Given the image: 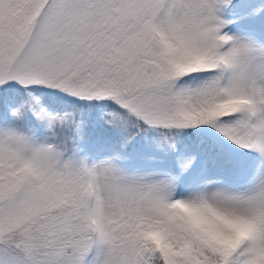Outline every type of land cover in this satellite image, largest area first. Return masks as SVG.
Masks as SVG:
<instances>
[{
	"label": "rangeland",
	"instance_id": "1",
	"mask_svg": "<svg viewBox=\"0 0 264 264\" xmlns=\"http://www.w3.org/2000/svg\"><path fill=\"white\" fill-rule=\"evenodd\" d=\"M2 1L5 8L9 0ZM252 6L237 0H49L32 30L30 23L11 24L15 12H8L0 20V84L23 87L34 108L26 119L0 116V235L62 193L80 191L76 202L87 225L76 223L79 240L71 252L41 263L151 264L161 256L181 264L172 262L166 229L183 225L235 256L236 264H264V9ZM154 9L161 48L191 74L173 86L162 73L144 70L143 84L155 91L132 102L141 121L123 130L136 140L106 136V101L95 112V130L83 124L77 130L55 101H41L43 89L74 97L96 89L105 97L117 80L110 67L116 70L121 57L135 53L138 17ZM208 67L217 74L204 80L198 72ZM209 94L238 128L236 147L225 146L216 132L204 155L176 158L155 126L202 117ZM10 105L13 113L17 102ZM93 134L102 137L78 158L74 144H88ZM13 176L24 183L11 197L18 184ZM4 263L20 264L0 252Z\"/></svg>",
	"mask_w": 264,
	"mask_h": 264
},
{
	"label": "trees",
	"instance_id": "2",
	"mask_svg": "<svg viewBox=\"0 0 264 264\" xmlns=\"http://www.w3.org/2000/svg\"><path fill=\"white\" fill-rule=\"evenodd\" d=\"M237 1H242V4L247 6L253 5L252 7L256 11L264 9L263 1ZM48 2L49 0H9L5 3L6 7L4 8L3 1L0 0V12H2V7L4 8V12L0 13V20L14 11L15 15L10 18L11 24L18 26L28 24L29 26L30 23L32 30L37 23L36 14ZM156 14L157 9H154L145 14L141 13L138 17L141 27H137L132 36V51L135 53L121 57V62L116 70L115 67H110V69L113 68V72L115 71L117 80L113 86L106 89L105 97L97 96L96 89L87 95L78 97L71 95L69 90H58L55 93L53 90L43 89L40 93L41 101H55V104L59 105L58 107L71 116L70 119L76 124V129L83 124L87 130H95V126L100 123L94 115L99 110L101 102L106 101L108 108L104 125L108 127L106 132L110 130L106 136L122 142L136 140L137 136L124 135L123 130L128 125L136 126L141 121L132 112V102L155 91L154 85L143 84L144 70L152 71L154 76L162 73L171 80L173 86L178 79L191 74L182 68L176 56L166 54L161 48L152 30ZM136 71H138L137 74H135ZM198 73L204 80H211L216 76L217 70L214 67H208ZM3 85L0 84V116L6 119L17 115L20 119L29 117V108H34L33 95H28L23 87L18 89ZM170 100L171 108L175 113L174 104L176 101L173 91L170 92ZM12 102H17L15 114L12 113L13 108L10 105ZM178 118L182 119L180 116ZM185 122L186 124L176 127L155 126L162 131L161 134L169 141L176 158L183 159L204 155L210 151L208 138L214 137L216 132L221 133L224 137L225 146L236 147L239 136L238 128L235 127L230 115L219 109L212 94H209L205 100L203 116ZM111 130L114 132L122 131L112 137ZM146 132L153 134V129L148 128ZM98 137H102V134H93V138L88 144L86 140L77 143V145L74 144L77 157L79 158L80 154L87 150V146ZM69 150L68 148L67 151ZM12 179H16L18 182L14 193L9 195L14 197L19 195L24 182H20L14 176ZM80 196V191L76 193V196L64 192L59 198L50 201L49 205L36 213L31 220L10 232L2 233L0 235V252L5 256L13 257V261L20 264H43L41 261H51V257L58 253L71 252L80 237L77 232V224L87 225V221L84 220V211L81 205L76 202ZM171 217L173 219V216ZM184 227L181 225L179 229L172 227L166 229L167 239L173 242L170 254L172 262L181 264H236L235 256L228 257L225 250L214 249L207 237L199 236L193 229ZM167 239L166 242L168 243ZM90 240L91 234L87 232L85 241L90 243ZM168 260L160 256L151 264H169ZM53 264L63 263L57 261Z\"/></svg>",
	"mask_w": 264,
	"mask_h": 264
},
{
	"label": "bare ground",
	"instance_id": "3",
	"mask_svg": "<svg viewBox=\"0 0 264 264\" xmlns=\"http://www.w3.org/2000/svg\"><path fill=\"white\" fill-rule=\"evenodd\" d=\"M58 198H59V196H58Z\"/></svg>",
	"mask_w": 264,
	"mask_h": 264
}]
</instances>
